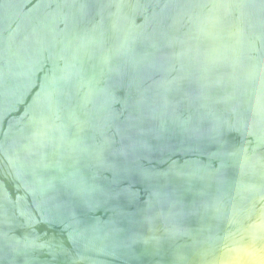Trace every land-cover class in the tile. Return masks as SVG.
<instances>
[{
  "label": "water",
  "instance_id": "water-1",
  "mask_svg": "<svg viewBox=\"0 0 264 264\" xmlns=\"http://www.w3.org/2000/svg\"><path fill=\"white\" fill-rule=\"evenodd\" d=\"M0 264H264V0H0Z\"/></svg>",
  "mask_w": 264,
  "mask_h": 264
}]
</instances>
